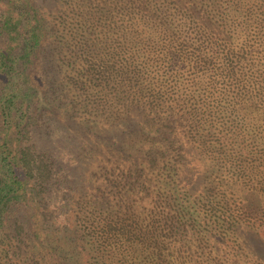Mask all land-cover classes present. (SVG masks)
Wrapping results in <instances>:
<instances>
[{
    "label": "trees",
    "instance_id": "1",
    "mask_svg": "<svg viewBox=\"0 0 264 264\" xmlns=\"http://www.w3.org/2000/svg\"><path fill=\"white\" fill-rule=\"evenodd\" d=\"M68 118L179 131L212 185L164 161L126 167L103 203L54 195L41 132ZM259 191L264 0H0V264H264L237 231L264 232Z\"/></svg>",
    "mask_w": 264,
    "mask_h": 264
},
{
    "label": "rangeland",
    "instance_id": "2",
    "mask_svg": "<svg viewBox=\"0 0 264 264\" xmlns=\"http://www.w3.org/2000/svg\"><path fill=\"white\" fill-rule=\"evenodd\" d=\"M138 121L139 116L137 124ZM137 124L132 122L128 127L113 126L97 133H89L82 131L84 128L68 118L60 124L53 136H48L46 131L41 132L42 144L51 146L46 150L55 158V162H52L55 168L52 184L54 195L65 196L67 201L73 200L76 205L78 202L81 205L89 200H101L103 203V199L114 192V183L121 182V177L125 180L123 174L126 167L140 164L138 174H153L164 161L174 163L173 172L181 180V185L189 187V191L196 192L212 185L205 182V170L209 169L204 163L206 161L202 159L194 144L180 135L179 131L177 134H159L157 142L153 139L142 142V136L138 134L139 129L134 126ZM176 139L178 142L173 141ZM134 194L125 195L132 197ZM141 194L142 192L136 190V195ZM262 198L264 199V194L259 191L253 194L249 202L258 204ZM136 205L140 206L138 200ZM237 231L258 259L264 262V232L257 233L247 226V223L240 224ZM220 233L222 232L212 233L216 234L213 238L224 244L227 237Z\"/></svg>",
    "mask_w": 264,
    "mask_h": 264
}]
</instances>
